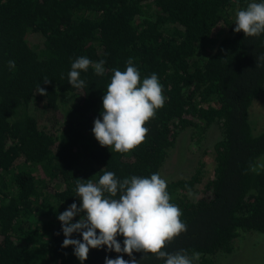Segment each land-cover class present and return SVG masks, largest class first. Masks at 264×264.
<instances>
[{"label":"trees","instance_id":"obj_1","mask_svg":"<svg viewBox=\"0 0 264 264\" xmlns=\"http://www.w3.org/2000/svg\"><path fill=\"white\" fill-rule=\"evenodd\" d=\"M250 2L0 0V264H81L72 246H61L58 220L79 205L77 179L160 173L188 128L195 143L211 126L220 134L209 178L200 163L188 176L166 180L187 230L164 250L199 252L196 264H216L242 235L264 237V129L249 116L264 94V34L233 31L235 13ZM80 56L104 60L105 72L90 66L81 72L85 87L76 89L68 73ZM129 58L141 80L157 74L166 100L145 124L144 142L121 154L101 147L92 128L113 69L124 71ZM197 184L201 196L190 197ZM117 255L129 259L106 246L90 249L83 264ZM133 255L140 264H164L150 253Z\"/></svg>","mask_w":264,"mask_h":264},{"label":"clouds","instance_id":"obj_2","mask_svg":"<svg viewBox=\"0 0 264 264\" xmlns=\"http://www.w3.org/2000/svg\"><path fill=\"white\" fill-rule=\"evenodd\" d=\"M234 25V32H243L247 37L264 34V0H253L246 8L238 10ZM258 60L264 61V55ZM104 64V60L94 63L85 56L76 58L71 63L68 83L76 89L85 87L81 72H87L91 66L95 74L102 76ZM8 67L14 69L15 61L9 60ZM42 83L48 85L51 80L45 77ZM40 85L38 94L46 96L47 91ZM165 100L157 74L141 80L140 72L129 58L124 71L113 69L102 97L100 117L94 120L95 139L101 147L121 154L130 153L144 142L149 131L145 124L164 106ZM75 192L79 205L72 203L58 215V220L65 237L61 246H72L81 264L88 259L90 249L105 246L108 252L129 257L125 260L123 255L114 259L105 256V264H140L133 253H142L141 260L150 253L164 264H196L200 260L199 252L189 255L186 250L175 253L164 250L187 226L181 220L179 206L170 202L167 181L159 172L150 177L131 176L119 180L114 172L103 171L98 182L91 179L83 182L78 178ZM77 216L79 219L73 222ZM74 233L82 240L72 238ZM118 236L123 237V246Z\"/></svg>","mask_w":264,"mask_h":264},{"label":"rangeland","instance_id":"obj_3","mask_svg":"<svg viewBox=\"0 0 264 264\" xmlns=\"http://www.w3.org/2000/svg\"><path fill=\"white\" fill-rule=\"evenodd\" d=\"M249 116L256 130L264 129V94L250 108ZM191 129H185L170 150L160 175L165 180L175 176H188L196 165L203 163L205 177L209 178L213 169L212 144L219 138L220 131L211 126L198 143L191 140ZM201 184L194 186L190 197L201 196ZM216 264H264V237L244 234L234 241V251L229 255H218Z\"/></svg>","mask_w":264,"mask_h":264}]
</instances>
